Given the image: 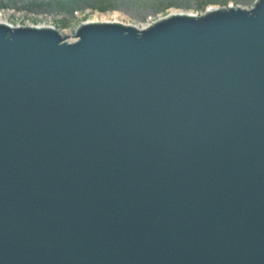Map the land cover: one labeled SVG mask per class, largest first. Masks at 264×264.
<instances>
[{"label": "water", "instance_id": "1", "mask_svg": "<svg viewBox=\"0 0 264 264\" xmlns=\"http://www.w3.org/2000/svg\"><path fill=\"white\" fill-rule=\"evenodd\" d=\"M75 36L0 23V264H264V0Z\"/></svg>", "mask_w": 264, "mask_h": 264}, {"label": "rangeland", "instance_id": "2", "mask_svg": "<svg viewBox=\"0 0 264 264\" xmlns=\"http://www.w3.org/2000/svg\"><path fill=\"white\" fill-rule=\"evenodd\" d=\"M257 0H0L4 19L14 25H52L66 40L80 24L96 18L147 24L169 14L171 8L204 13L208 6L251 7ZM103 22V21H102ZM62 34V35H63Z\"/></svg>", "mask_w": 264, "mask_h": 264}, {"label": "bare ground", "instance_id": "3", "mask_svg": "<svg viewBox=\"0 0 264 264\" xmlns=\"http://www.w3.org/2000/svg\"><path fill=\"white\" fill-rule=\"evenodd\" d=\"M230 6H234V7H237L236 5H230ZM209 8L208 9H214V8H217V7H220V6H217V5H210V6H208ZM226 8H227V6H226ZM169 13L170 14H181V13H186V14H196V13H194L193 11H185V10H183V9H180V8H176V7H174V8H171L170 10H169ZM199 14V13H198ZM200 15V14H199ZM165 17V16H164ZM2 18H3V16H2ZM1 18V19H2ZM161 18H163V17H161ZM160 19V18H159ZM158 20V19H157ZM157 20H154V21H151V22H149V23H147V24H134V23H123V22H120V21H118V20H108V19H106V20H102V21H114V22H118V23H121V24H125V25H134V26H136V27H138L139 29H143V28H146L147 26H149L150 24H152L153 22H155V21H157ZM2 21L3 22H5V21H7V20H5V19H2ZM93 22H102V21H100V20H98L97 18L95 19V20H92ZM7 22H9V21H7ZM12 24V23H11ZM14 26H16V25H14ZM24 26H26V25H24ZM32 26H34V25H32ZM39 27H53L52 25H45V26H39ZM60 31V30H59ZM61 32V31H60ZM61 34H63V33H61ZM63 36H64V34H63ZM78 38L75 36V34L74 35H72V37L71 38H69L68 40H66L67 42H75L76 40H77Z\"/></svg>", "mask_w": 264, "mask_h": 264}]
</instances>
